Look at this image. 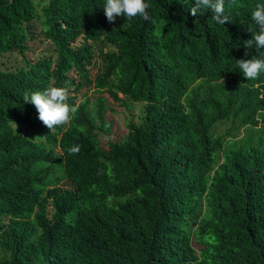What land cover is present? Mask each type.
Here are the masks:
<instances>
[{
  "label": "trees",
  "instance_id": "trees-1",
  "mask_svg": "<svg viewBox=\"0 0 264 264\" xmlns=\"http://www.w3.org/2000/svg\"><path fill=\"white\" fill-rule=\"evenodd\" d=\"M145 2L111 26L106 0H0V264H264V73L236 63L264 59L243 46L264 0H224L225 25ZM51 86L78 108L53 131L22 99ZM107 97L141 114L102 148Z\"/></svg>",
  "mask_w": 264,
  "mask_h": 264
},
{
  "label": "clouds",
  "instance_id": "clouds-1",
  "mask_svg": "<svg viewBox=\"0 0 264 264\" xmlns=\"http://www.w3.org/2000/svg\"><path fill=\"white\" fill-rule=\"evenodd\" d=\"M103 8L109 23H113L117 17L121 16L129 22L137 17L144 21L151 20L150 5L145 0H106ZM204 10H210L213 13V19L218 24L231 23L229 17L224 15V0H194L190 14L192 17H197L198 14L203 15ZM251 19L258 26L259 31L253 34L252 38L245 40L243 46L247 50L264 49V5L256 6L251 13ZM245 55H250V52L246 51ZM236 63L246 80L255 81L261 73H264V59L251 56L249 59L236 60ZM68 97L69 92L66 87L51 86L31 93L25 92L22 99L25 103L34 105L38 114L37 118L45 127L53 131L56 128L70 125L78 111L77 106L68 103ZM80 151L79 145H73L68 149L70 155L78 154Z\"/></svg>",
  "mask_w": 264,
  "mask_h": 264
},
{
  "label": "rangeland",
  "instance_id": "rangeland-1",
  "mask_svg": "<svg viewBox=\"0 0 264 264\" xmlns=\"http://www.w3.org/2000/svg\"><path fill=\"white\" fill-rule=\"evenodd\" d=\"M118 22V17L113 23H109L111 26L117 24ZM80 42L79 39H75L72 43L73 45H77ZM28 49L24 53L25 57L27 59L34 60L37 56L50 51V45L45 42H41L38 39H30L28 41ZM104 48H107L105 46ZM96 65L91 66L90 72L91 75H94L96 71L98 70V64H100L99 59L95 61ZM9 64H23V61L17 57L12 55L8 61ZM85 88H82L78 91H74L70 89L71 92H73L76 95L75 101H79L81 98V93L85 92ZM87 95L93 93L92 90H87ZM105 96L106 94L103 93ZM109 100V106L110 109L105 111V119H107L110 122V128H109V133L108 134H101L98 136L99 142L102 146V148L106 147V142L107 140H117L118 138H121L125 132V125L124 122L127 120H132V121H137L139 115L141 114V104L137 102H130L128 106L124 107L123 105H120L116 103L115 101H112L109 97H107ZM228 123L221 124L217 127L216 131L217 132H222L224 127ZM55 151H59L58 147H55ZM60 174V173H58ZM63 183V180L59 181L58 184L61 185Z\"/></svg>",
  "mask_w": 264,
  "mask_h": 264
}]
</instances>
